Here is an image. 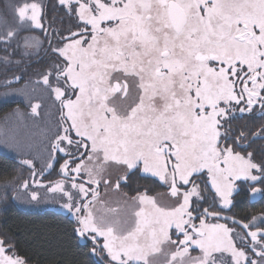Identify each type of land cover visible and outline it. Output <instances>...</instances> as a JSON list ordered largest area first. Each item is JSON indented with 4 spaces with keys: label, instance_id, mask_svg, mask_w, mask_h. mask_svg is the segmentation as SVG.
<instances>
[{
    "label": "snow or ice",
    "instance_id": "1",
    "mask_svg": "<svg viewBox=\"0 0 264 264\" xmlns=\"http://www.w3.org/2000/svg\"><path fill=\"white\" fill-rule=\"evenodd\" d=\"M48 7L5 0L0 64L49 56L33 83L58 117L39 175L63 162L47 184L35 171L31 182L4 180L0 199L9 187L29 204L51 199L98 264H264V213L225 214L244 185L264 200V154L249 150L264 141V122L233 124L264 121V0H55L50 20ZM22 78L0 81V97L23 96L39 116L35 88H10ZM132 177L165 190L137 184L129 195ZM109 193L122 202L111 206ZM31 260L0 233V264Z\"/></svg>",
    "mask_w": 264,
    "mask_h": 264
},
{
    "label": "trees",
    "instance_id": "2",
    "mask_svg": "<svg viewBox=\"0 0 264 264\" xmlns=\"http://www.w3.org/2000/svg\"><path fill=\"white\" fill-rule=\"evenodd\" d=\"M5 0H0V7L3 6ZM45 3L49 5L47 9L48 19L50 20L54 14V10L51 7L55 0H45ZM59 20L56 22V26H59ZM67 21H65V26ZM28 33H21V35H27ZM34 35L41 36L39 30L32 33ZM53 43L55 39L53 38ZM45 48L47 42H45ZM2 54V52H0ZM21 59L20 53L17 52L13 60ZM24 62L17 65L15 63L10 65L0 64V81L5 79H11L12 76L22 75L23 78L19 81H13L10 88L26 87L32 90L36 89V97L34 99L38 102H42V99L38 98V95L42 93V84L33 83L40 79V73L44 70L47 64L50 62L49 56L45 55L41 51L39 57H25ZM37 60L39 62H37ZM6 91L4 87H0V92ZM39 101V102H40ZM23 102L9 101L7 103L0 99V120L10 111L16 107L23 108L25 104ZM27 103V102H26ZM248 123L250 127L255 130L260 123L264 122L260 119H252L245 117L244 119H237L233 121L236 126H242ZM249 150H255L256 158L259 160L261 155L264 154V141L256 140ZM60 160L59 163H61ZM59 169L57 163L55 167L48 173L44 174V179L49 180L57 179L56 172ZM26 168L20 163L3 153H0V183L6 179H11L12 176L18 175L23 179L26 176ZM137 184L150 185L152 192H157L163 189L158 184L153 183L150 179H143L132 177L131 183L124 191H127L129 195L134 194V189ZM14 194V190L6 192L8 199L6 201L0 199V233H8L15 237L17 241V247L20 249L22 255H28L32 258L31 264H98V258L94 256L85 255L86 249L83 247V243L77 245L70 235L69 217L67 214L59 213L53 210H43L39 212L25 211L15 207L11 196ZM5 193L0 194L3 197ZM247 210V211H246ZM247 213L252 211L254 214L264 213V202L259 205H250L246 207ZM90 247V245H89Z\"/></svg>",
    "mask_w": 264,
    "mask_h": 264
},
{
    "label": "rangeland",
    "instance_id": "3",
    "mask_svg": "<svg viewBox=\"0 0 264 264\" xmlns=\"http://www.w3.org/2000/svg\"><path fill=\"white\" fill-rule=\"evenodd\" d=\"M14 89H25L26 91L31 93L30 89H27L26 87H16ZM42 93L38 95V98L42 99V102L36 101L34 98L32 99V103H40L42 107L38 109V112L40 113L39 116H32L31 115V109L29 106L28 100H26L23 96L19 95H11L8 97L9 101H17V102H23L22 104H25L23 108L16 107L15 109H19V113H22L23 115H19L17 112H15L13 109L9 113H7L1 120H0V141H3L5 139L9 141H17L20 145L19 149H13L12 147L5 146L2 142H0V153L6 154L14 159H16L20 165L22 160L30 159L33 161V167L29 166H23L28 169L26 172V176L21 179L19 176V179L16 181L17 184H22L23 181L28 180L29 182L32 181L33 177L31 173L35 171L37 173L36 179H40L43 183L47 184L49 180L48 178L44 179V175L40 176L39 172L44 167L45 162L49 158L50 149L48 147L50 138L52 136V133L55 131L54 127V121L58 117V113L56 112L55 107L52 105V101L46 97V95L43 93V88L41 89ZM4 92V91H2ZM0 92V93H2ZM33 97H36L35 93H31ZM1 101H4L3 97H0ZM27 102V103H26ZM51 113V115H49ZM51 128V131H45L47 128ZM62 155V154H61ZM66 158V157H65ZM63 160L61 161V163ZM59 164V163H58ZM52 169H49L44 174L50 172ZM203 179H206V176L203 177ZM198 183L202 182V179L198 178ZM36 186L33 184L32 188H35ZM10 190H14L15 194L21 196V199L15 200L13 199V195L11 196V199L13 200V204L15 207L25 210V211H32V212H39L43 210H53L59 213H64L62 209L57 207L54 201L51 199L48 200H42L39 204L32 203L29 204L25 201L24 197L27 195L25 193L24 189L22 188H16L13 189L9 187L7 189V192ZM165 189H160L157 192H162ZM41 195H44V190L41 189ZM5 193V190L0 187V194ZM49 197L51 194H48ZM209 197L211 194H208ZM107 199L110 200L111 206L115 207L118 202H122V197L119 193H109V196ZM210 222H216V221H210ZM221 223V222H220ZM195 255V253H193Z\"/></svg>",
    "mask_w": 264,
    "mask_h": 264
},
{
    "label": "flooded vegetation",
    "instance_id": "4",
    "mask_svg": "<svg viewBox=\"0 0 264 264\" xmlns=\"http://www.w3.org/2000/svg\"><path fill=\"white\" fill-rule=\"evenodd\" d=\"M249 195H250V193L247 189V186L244 185L242 187V190L239 192V194L236 195L234 198L235 206L232 208V210L230 212H226L225 214L230 215V216L235 215L237 218H241V217L246 216V215L251 216L252 211H250V210L247 213H243V212L247 211L246 207L248 208V206H250V205H259V204H261L262 201L264 202V200H261V199L250 200ZM255 215L259 216L260 214H255ZM219 222L223 223L224 221L221 220Z\"/></svg>",
    "mask_w": 264,
    "mask_h": 264
}]
</instances>
